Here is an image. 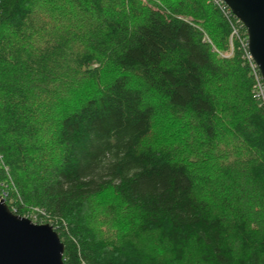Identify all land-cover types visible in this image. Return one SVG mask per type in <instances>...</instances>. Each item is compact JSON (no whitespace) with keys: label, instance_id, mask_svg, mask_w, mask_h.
<instances>
[{"label":"trees","instance_id":"1","mask_svg":"<svg viewBox=\"0 0 264 264\" xmlns=\"http://www.w3.org/2000/svg\"><path fill=\"white\" fill-rule=\"evenodd\" d=\"M148 1L0 0V193L14 213L53 227L65 264H264V107L241 49L218 53L229 51L231 20L212 0ZM74 10L93 20L56 27ZM106 65L119 73L54 113L53 84ZM147 89L190 116L204 171L142 145L155 115ZM222 130L244 144L239 161L217 148ZM108 187L166 255L102 244L84 205Z\"/></svg>","mask_w":264,"mask_h":264},{"label":"rangeland","instance_id":"2","mask_svg":"<svg viewBox=\"0 0 264 264\" xmlns=\"http://www.w3.org/2000/svg\"><path fill=\"white\" fill-rule=\"evenodd\" d=\"M144 4L154 5L148 0H141ZM116 7H121L117 4ZM37 9L43 11L44 6H37ZM74 14L76 15L74 17ZM74 20L75 24L71 25L70 21ZM93 20L91 13H79L74 10V13L68 15L66 12L59 13V19L56 27L61 30L68 29L74 31L79 26L83 27L88 22ZM59 29V28H58ZM43 39V37H42ZM79 40L75 41L78 43ZM39 45L42 41L38 40ZM74 44V40L72 42ZM218 51L215 47L212 48ZM219 55L229 57L228 52H219ZM119 72L112 66L106 65L97 69L91 77L85 76L81 80H77V76L71 77L74 79L67 81H57L53 84L55 90H52L53 98L57 104L54 106V113H63L71 110L82 101V97L89 94H97L110 79L116 76ZM128 82L132 86L143 87L139 77L129 75ZM64 90H71L64 91ZM53 99V102L55 101ZM64 101L58 104V101ZM145 100L154 106L155 115L150 134L143 140V146L153 148L168 149L178 160L186 161L193 167H200L205 170L203 163H198L195 147L200 144L201 138L198 136L195 128L191 124L190 116L186 113L176 114L169 110L164 101L151 90H145ZM45 102V101H44ZM223 128V127H222ZM224 129V128H223ZM222 132V133H221ZM219 133L217 148L225 151V159L229 161H239L244 156L246 149L244 144L239 140H234L231 135L227 134L226 130ZM203 149L205 146H202ZM84 213L88 219L89 226L93 229L98 239L102 240V244L107 249H113L115 245L122 246L126 240L136 243L137 247L146 253H154L158 255H166L167 248L164 244L157 241L155 232L140 234L137 233L139 223V212L125 204L121 198L114 192L111 187L104 189L99 194L90 197L84 205ZM25 217L29 213H25ZM196 257H194L195 262Z\"/></svg>","mask_w":264,"mask_h":264},{"label":"water","instance_id":"3","mask_svg":"<svg viewBox=\"0 0 264 264\" xmlns=\"http://www.w3.org/2000/svg\"><path fill=\"white\" fill-rule=\"evenodd\" d=\"M244 25L264 82V0H223ZM64 243L49 223L14 213L0 193V264H65Z\"/></svg>","mask_w":264,"mask_h":264},{"label":"built area","instance_id":"4","mask_svg":"<svg viewBox=\"0 0 264 264\" xmlns=\"http://www.w3.org/2000/svg\"><path fill=\"white\" fill-rule=\"evenodd\" d=\"M212 2L219 8L226 18L231 20V31L229 37L230 47L228 54H232L234 45H237L238 48L241 49L242 57L248 63L253 76L252 97L264 107V82L258 66L249 51L247 31L241 21L233 15L231 9L223 0H212ZM30 219L32 220V218Z\"/></svg>","mask_w":264,"mask_h":264}]
</instances>
